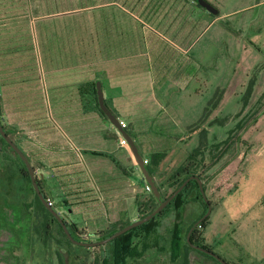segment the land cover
<instances>
[{
  "label": "rangeland",
  "instance_id": "obj_1",
  "mask_svg": "<svg viewBox=\"0 0 264 264\" xmlns=\"http://www.w3.org/2000/svg\"><path fill=\"white\" fill-rule=\"evenodd\" d=\"M114 1L85 0L81 5L89 8L77 18L88 24V41L95 38L111 40L118 45L119 55H131L129 63L132 62L136 86L130 106L132 114L120 116V123L125 121L133 130L141 127L143 140L152 147L167 149L157 152L164 155L154 169L156 183L164 199L177 187L172 185L173 175L199 148L201 153L193 160L195 166L191 167V172L203 176L205 192L212 205L206 228L199 229L203 244L230 264H264V0H207L219 10L220 16L224 15L209 28L207 26L216 15L208 13L191 0L199 9V20L194 19V12H182L179 2L174 7L171 4L168 9L170 3L161 6L163 0H117L118 6L111 5ZM228 13H231L229 17L226 16ZM75 18L71 16L68 20ZM227 40L231 44L229 48ZM234 42L237 45H232ZM127 43L128 50L124 47ZM245 49L247 53H244ZM93 50L88 47V52ZM197 57L198 81L194 76L195 64H192ZM40 70L42 88L38 92L37 109L30 110V113L37 117V127L45 129L43 132L38 130V135L49 134L54 137L57 148L68 150V141L74 138L66 117L70 111L73 114L74 109L69 107L75 105L70 100L65 106L66 100L63 104L57 99L59 89L54 88L52 82L49 83L44 63ZM181 85L183 88H177ZM250 85L252 95L245 102ZM60 87L59 92H67L65 85L61 84ZM75 115L78 116V110ZM190 117L194 121L183 125V120ZM181 126L188 131L199 132L196 136L194 134L192 140L180 142L181 146H177L176 140L173 141L161 131L179 129ZM33 132L29 131L28 135ZM114 132L119 138L122 137L117 129ZM228 138L232 144L230 149L217 147ZM74 142L76 146L79 145L77 140ZM94 144L97 149L102 148L99 142ZM0 151L1 163L4 159L9 160L14 173L22 168L21 162L6 145L1 144ZM114 151L104 156L109 164H113L111 161L116 157L123 167L134 168L137 174L142 175L139 167H133L130 147L114 148ZM86 158L85 176L87 183L91 180V184H88L91 197L97 200L98 197L103 199L104 194L108 197L103 184L96 177L93 163L88 156ZM28 159L33 163V159ZM146 160L150 164L149 158ZM34 167L41 185L44 183L42 178L46 181V187L57 185L53 173L46 168ZM6 172L1 174L4 190L0 192L3 200L8 201L7 205L11 203L8 206L19 220L16 228L18 231L30 228L23 220L22 200L28 205L33 204L27 217L35 231L32 240L22 236L21 244L12 254L11 264H102L104 258L112 263V245L86 249L72 242L67 243L56 224H53V238H50L45 226L41 229L43 224L35 211L37 200L32 183L26 178L16 177L9 168ZM135 178L132 180L139 187L141 184ZM127 186L122 190L124 194H130L131 186ZM44 192L51 198L53 209L67 223L79 221L81 216L82 228H88V233L80 231L82 235H87H81L82 239L90 242L102 240L104 231L93 234V224L89 220L91 215L85 206H82V213L76 212L78 205L66 207L62 198L54 193L48 194L46 188ZM142 192L138 199L143 204L142 212L136 208L134 221L143 218V212L150 211L145 203L152 192ZM1 200L0 206L3 203ZM125 201L124 207L132 218L134 204L129 198ZM206 205L205 201L188 199L179 211L169 209L159 219V225L150 237L140 235L141 238L137 240L140 248L145 244L150 247L142 256L130 258L128 264H221L194 248L185 247L190 228L207 213ZM104 207L112 208L110 204ZM127 222H120L119 225ZM105 230L107 235L109 230ZM8 232L7 237L11 235V230ZM175 237H180L183 245L180 251H174Z\"/></svg>",
  "mask_w": 264,
  "mask_h": 264
},
{
  "label": "crops",
  "instance_id": "obj_2",
  "mask_svg": "<svg viewBox=\"0 0 264 264\" xmlns=\"http://www.w3.org/2000/svg\"><path fill=\"white\" fill-rule=\"evenodd\" d=\"M81 2L84 3L85 0H0V117L6 131L19 148L33 159L31 163L33 167L46 168L48 172L54 174L53 180L57 185L46 187L44 185L46 181L42 178L43 188L48 190V194L54 193L62 198L66 207L78 205L76 212L82 213V206H85L86 211L91 215L89 220L92 221L91 228L95 234L96 231H106V228L109 229L120 222L134 221L137 213L136 202L143 194L142 191L146 190L147 184L143 176L137 174L134 168L123 167L116 157L111 161L113 164H109L104 159V156L111 151L115 152L114 148L125 149L126 147L120 146V138L114 132L116 128L100 111L97 84H101L106 104L114 115L118 119L120 116H129L132 114L130 106L134 88H136L134 69L132 62L129 63L132 59L131 55H119L118 45L113 41L100 38L88 41V24L77 17L89 7L81 5ZM166 3H170L167 6L168 9L171 4L174 7L178 3L182 12H194V19L200 18L195 2L193 4L189 0H163V4L160 5L163 6ZM111 5L118 6L117 0L111 2ZM195 8L197 10H194ZM217 13L207 28L224 16H220L219 10ZM230 14L226 16L229 17ZM69 16L76 18L68 20ZM201 17L203 18V14ZM65 18L67 20H64ZM235 43L237 45V42L232 45ZM126 45L128 43L124 45L128 50L129 46ZM230 45L227 40L228 48ZM88 47L94 50L88 52ZM247 51L245 49L244 53ZM228 59L230 60L229 57ZM43 63L47 67L49 83L52 82L54 88L59 91L62 89L61 84L68 89L67 92L58 91L56 98L63 104L66 100L65 106H68L70 100L75 105V107H69L74 109L73 114L70 111L69 116L66 117L69 131L74 138L69 139L68 150L57 148L54 137L51 135H38L39 131L43 132L45 129L37 127V117L30 113V110L37 109L38 92L39 88H42L40 67ZM192 64H195L194 76L198 81L199 57ZM191 71L193 73V66ZM177 88H183V85ZM76 110H78V116L75 115ZM73 115L75 116L72 117ZM29 116L33 118L29 119ZM183 121L182 124L187 125L194 120L190 117L189 120ZM122 122L127 124L124 130L136 142L145 160L146 158L150 160L153 153L167 150L162 147H152L143 140L141 127L137 126L133 130L128 123ZM29 131L34 132L28 135ZM161 131L168 134L173 141L176 140L177 146L179 144L181 146L180 142L184 140H192L199 133L196 130L188 131L183 126L179 129L172 128L169 131L161 129ZM75 139L80 147L76 146ZM96 142H99L101 149L95 147ZM81 149L87 152V155H84ZM86 156L93 163L96 177L103 184L108 197L104 193L103 199L98 196L99 200L91 197L88 185L91 184V180L87 183L85 176ZM130 160L133 167L136 166L138 169L132 152H130ZM108 168L111 170L109 171ZM134 176L141 184L139 187L132 180ZM153 176L156 178V171ZM126 185L131 186L130 194H124L122 191ZM48 198L50 201L51 198ZM128 198L134 204L132 218L124 207V202ZM3 199L0 198L3 201L2 205ZM102 203L105 206L110 204L112 208H103ZM80 217L79 221H71L68 224H74L79 231L84 230L88 233L87 227L82 228Z\"/></svg>",
  "mask_w": 264,
  "mask_h": 264
},
{
  "label": "trees",
  "instance_id": "obj_3",
  "mask_svg": "<svg viewBox=\"0 0 264 264\" xmlns=\"http://www.w3.org/2000/svg\"><path fill=\"white\" fill-rule=\"evenodd\" d=\"M201 7V6H199ZM254 82H251V85H253ZM248 89L247 93H246V98H245V102L249 101V99L251 98L252 95V91L253 88ZM214 103V102H213ZM218 103V102H217ZM217 103H215V106L217 105ZM246 104V103H245ZM211 105V103H210ZM214 105V104H213ZM214 107V106H213ZM101 113L105 116V118L107 119L106 115L102 112V110L100 109ZM4 144L6 145L13 153L14 151L12 150V148L6 143V141L0 136V145ZM224 146L226 149H230L232 144L230 141V138L224 140L223 142H221L220 144L217 145V147H222ZM201 150H199V148H197L191 155L190 158L186 161V164H184L183 166H181L179 168L178 171H176V173L173 175V186H177L176 189L173 191L175 192L185 181L186 179H188L191 176H198L201 181L203 182V176L201 174H195L191 172V167L195 166V162H193V160L197 157V154L201 153ZM1 152V151H0ZM164 154H160V153H155L153 155H151L149 163L147 162V166L149 167L152 175H154V169L155 166L157 167L159 165V163L161 162V158L163 157ZM2 171H1V156H0V191L4 190V187H2ZM41 190L43 192V194L45 195V197L47 198V200L49 199L47 197V195L44 192V189L42 188V185L39 181ZM204 186V183H203ZM159 188V187H158ZM160 190V188H159ZM204 190L206 191V188L204 186ZM161 192V191H160ZM173 192L171 194H173ZM36 193V192H35ZM162 194V193H161ZM170 196V195H169ZM163 197V196H162ZM0 198H4V196L2 195V192H0ZM164 199V198H163ZM191 199V200H195V201H202L204 202V199L202 197L201 194V190H200V186L198 184V182L196 180H192L190 181L187 186L173 199V201L162 211V213H160L159 215H157L155 218H153L152 220H150L149 222L134 228L130 231H128L127 233L121 235L120 237H118L117 239L113 240L112 242L108 243L107 245H112L113 246V260L112 263H110L107 259H103L102 264H128V261L130 258H137L142 256L143 252L148 249L150 246L148 244H145L143 246V248L141 249L137 240H139L141 238L140 235H142L144 238H148L150 237L156 230L157 226L159 225V219H161L171 208H175L176 210H180L182 208V206L185 204L186 200ZM36 207H35V211L37 214V217L39 219V222L41 221V223L43 224L41 227V229H47L50 232V238L52 236V226L50 225V222H55V224L58 226L59 229V233L62 235L63 238H65L67 240V243L71 244V241L68 239V237L66 236L63 227L61 226V224L54 218V216L52 215V213L44 206V204L41 202L40 198L38 197V195L36 194ZM137 207L139 212H142V206L143 204H140V202L137 200ZM158 201L155 197V195L152 193L151 194V198H149L146 203L145 206L150 208L149 213H144L143 212V217L149 215L150 213H152L154 210H156L158 208L159 205H157ZM52 206V205H51ZM53 207V206H52ZM155 207V208H154ZM206 210H208V205H206ZM209 218L208 217L206 220H204L203 222H201L197 228H195V230L193 231L192 235H191V242L195 245L198 246H202L205 247L209 250L212 251L211 248H209L207 245L203 244V239L201 235V232L199 229H205L208 222H209ZM131 222H127L126 224H115L113 226H111V228H109V232L106 235V231H104V235L101 238L102 240L111 236L112 234H114L115 232H117L118 230L126 227L128 224H130ZM69 228H71V230H73L77 235H82L80 233V231L77 229L76 225L71 224L69 225ZM192 228V227H191ZM190 228V229H191ZM42 229V230H43ZM190 231V230H189ZM37 232V231H36ZM39 232V231H38ZM189 233V232H188ZM45 240H47V238L45 237ZM181 242H180V237H175V242H174V251H177L182 248L181 246ZM101 246H96L93 248H99ZM185 247L191 250H194L190 244L185 242ZM87 249V247H84ZM202 255H205L207 257H211L207 254H204L202 252H199Z\"/></svg>",
  "mask_w": 264,
  "mask_h": 264
},
{
  "label": "water",
  "instance_id": "obj_4",
  "mask_svg": "<svg viewBox=\"0 0 264 264\" xmlns=\"http://www.w3.org/2000/svg\"><path fill=\"white\" fill-rule=\"evenodd\" d=\"M192 1L197 3L199 6H201L205 10H207L210 14H216L218 12V9L215 6H213L211 3H209L207 0H192ZM96 89H97V96H98V102H99L100 109L106 115V117L111 122V124L128 141L131 152H132V154H133V156H134V158L138 164V167L140 168V171H141V173L145 179V182L150 187L151 192L155 195V197L158 201V204H159L158 208L156 210H154L152 213H150L149 215H147L143 218H140L136 221L131 222L126 227L118 230L117 232H115L111 236H109L103 240H100L98 242H83V241H78L73 237V235L71 234V232L68 228L67 223L63 220L61 215L53 209V207L50 205L49 200H47V198L43 194L41 187H40V184H39V181H38V178H37L35 168L31 165L27 156L18 147V145L13 141V139L10 137V135L7 134L5 128L1 124V117H0V136L12 147V149L19 155V157L25 163L36 194L38 195V197L40 198V200L44 204V206L52 213L54 218L61 224L66 236L68 237V239L71 242H73L74 244L80 245L83 247H96V246L106 245V244L112 242L113 240L117 239L121 235L127 233L128 231L149 222L150 220L155 218L157 215L162 213V211L187 186V184L190 181L196 180L200 186L202 197H203L205 203L208 205V211L204 215V217L201 218L198 222H196L192 226V228L190 229V231L187 235L188 243L190 244V246L192 248L213 257L214 259L219 261L221 264H230V263L226 262L224 259H222L219 255L214 253L213 251H211L205 247L195 245L191 242V235H192L193 231L201 222H203L205 219H207L210 216V213L212 210V205L207 198L206 192L204 190L203 182L201 181V179L198 176L189 177L175 192H173V194H171L167 199H163L162 194H161V192L158 188V185L156 183V180H155L154 176L152 175L149 167L147 166V161L144 159L143 155L141 154L136 142L132 139V137L129 135V133L121 127V123H120L119 119L114 115V113L107 106L106 101H105V97H104L103 88H102L100 83L97 84Z\"/></svg>",
  "mask_w": 264,
  "mask_h": 264
},
{
  "label": "flooded vegetation",
  "instance_id": "obj_5",
  "mask_svg": "<svg viewBox=\"0 0 264 264\" xmlns=\"http://www.w3.org/2000/svg\"><path fill=\"white\" fill-rule=\"evenodd\" d=\"M2 124V122H1ZM3 126V124H2ZM4 127V126H3ZM5 128V127H4ZM6 130V129H5ZM7 132V131H6ZM8 135H10L7 132ZM11 137V136H10ZM12 138V137H11ZM13 139V138H12ZM14 141V139H13ZM15 142V141H14ZM7 143V142H6ZM16 143V142H15ZM8 144V143H7ZM9 145V144H8ZM10 146V145H9ZM11 147V146H10ZM19 147V146H18ZM12 148V147H11ZM13 150V149H12ZM14 151V150H13ZM24 153V152H23ZM15 156L17 159L21 162L22 168H20L18 171L14 173V170L12 168V164L9 162V160L4 159L1 163V171L2 175L7 171V169H10V172L13 173L16 177L18 176L19 178L23 177L29 180L30 183H32L28 169L25 165V163L22 161V159L19 157V155L14 151ZM25 154V153H24ZM26 155V154H25ZM28 158V157H27ZM32 165V164H31ZM15 168V167H14ZM15 170H17L15 168ZM7 173V172H6ZM5 173V174H6ZM33 185V184H32ZM6 201V203H5ZM22 201V200H21ZM22 204V209H23V220L26 222V224L29 225L30 228H28L26 231H18L16 228V225L18 224V219L14 216V211L11 209L10 206L11 203L7 205V200H4V204L0 206V264H11L12 262V254L15 253L14 251L18 249L19 245L21 244V238L24 235L26 238H30L32 240V235L35 232L32 230V225L29 223V217H27V213H29L30 209L33 207V204L30 203V205L27 204V202H21ZM30 206V207H28ZM1 214H4L3 216ZM29 216V214H28ZM66 222V221H65ZM51 226L53 227V224L55 225V222H50ZM67 223V222H66ZM68 225V223H67ZM71 225V224H69ZM69 228V226H68ZM8 230H11L10 236L7 237L6 234L9 233ZM71 234L73 237L78 240V241H83V242H90L85 239H82L81 235H77L75 232L72 233L71 228H69ZM21 232L23 234H21ZM100 241V240H98ZM95 241V242H98ZM73 243V242H72ZM74 244V243H73ZM76 245V244H75ZM80 246V245H77ZM83 247V246H82ZM87 248H93V247H87Z\"/></svg>",
  "mask_w": 264,
  "mask_h": 264
},
{
  "label": "built area",
  "instance_id": "obj_6",
  "mask_svg": "<svg viewBox=\"0 0 264 264\" xmlns=\"http://www.w3.org/2000/svg\"><path fill=\"white\" fill-rule=\"evenodd\" d=\"M121 127L123 129H125L127 127V124H125L123 122V123H121ZM120 146L121 147H126V148L129 147L128 141L123 136L120 138ZM146 190L148 192H151V189H150V187L148 185H146ZM49 202H50V205H52V202L51 201H49Z\"/></svg>",
  "mask_w": 264,
  "mask_h": 264
}]
</instances>
